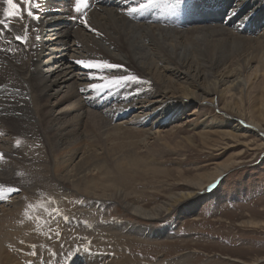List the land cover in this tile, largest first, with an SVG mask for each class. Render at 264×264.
Listing matches in <instances>:
<instances>
[{"label":"bare ground","instance_id":"obj_1","mask_svg":"<svg viewBox=\"0 0 264 264\" xmlns=\"http://www.w3.org/2000/svg\"><path fill=\"white\" fill-rule=\"evenodd\" d=\"M219 1L232 3L236 13L244 10L243 5L247 8L256 2L264 3V0ZM14 2L22 16L6 21L11 31L0 39V49H14L0 51V64L10 63L7 57L14 52H23L12 62H22V66H15L16 75L0 65V264L114 261H106V255L94 249L78 248L74 255L77 259L71 263L66 252L52 259L45 250L32 247L37 243L38 231L29 223L24 195L46 179L58 182L67 196L68 191H76L102 201H119L139 218H161L198 196L236 159L214 162L208 171L187 177L183 171L159 167L158 157L166 152L183 156L187 149L181 146L188 144L196 149V142L208 150L227 151L247 145L244 138L248 133L260 136L259 140L250 141L263 145L264 4H256L254 13L247 16L257 28L247 35L234 27L236 24L229 27L214 24L217 6L214 0H194L186 8L172 0H155L131 17L126 9L146 0H88L81 14L86 13L90 28L96 32L81 23V14L74 11L75 0H34L37 4L32 9L34 17L27 16L22 0ZM4 7L0 0V19ZM25 31L27 39L21 44L14 37H23ZM81 58L123 64L125 70H108L102 74H131L143 82L126 83L99 95L81 92L89 82H99L89 81L87 70L74 62ZM24 92L32 99L46 144L45 155H35L36 150L25 155L14 146V135L21 134L27 124L25 117L30 106L14 93ZM110 95L115 98L110 99ZM193 103L196 105L187 112L185 128L181 124L169 125ZM206 106L218 113L211 114ZM31 132L36 144L38 133ZM34 160L39 162L32 164ZM27 161L31 162L25 164L28 173L20 179L16 175L18 165ZM170 173L177 174V179L169 184L173 191L165 192L163 199L151 206L139 203V191L121 183L122 177L133 174L151 176L157 182L162 178L166 182ZM175 186L182 190L176 192ZM8 187L19 191L8 194ZM34 191L31 190L32 195ZM247 223L258 225L251 220ZM116 227L124 229L127 224L117 223ZM43 246L55 248L51 242ZM31 250L40 254L33 255ZM263 261L264 257H257L251 264Z\"/></svg>","mask_w":264,"mask_h":264},{"label":"rangeland","instance_id":"obj_2","mask_svg":"<svg viewBox=\"0 0 264 264\" xmlns=\"http://www.w3.org/2000/svg\"><path fill=\"white\" fill-rule=\"evenodd\" d=\"M188 1L184 0V8L194 0ZM214 2L217 5L214 13L215 25L221 24L223 27H229V25L236 24L234 27L238 30L242 29L243 34L249 35L251 31L255 32L253 29L256 25L251 24V18L247 16L254 13L252 10L257 8L256 4L260 2L247 8L243 5L244 10L239 9L237 13L233 12L234 7L230 5L232 3L222 4L219 0H214ZM217 11H219L218 14ZM2 18L6 19L4 13ZM10 20L6 19V21ZM242 26L247 28L243 29ZM16 55H23V52L20 54L14 52L11 57H7L11 64H0L13 75H16L17 71L15 66H22V62L12 63ZM22 60L23 63L26 61L25 56ZM14 94L30 104L27 109L28 116L25 117L27 124L22 131L20 130L21 134L14 135V145L18 144L15 145L16 148H19L25 155L35 150V155L40 153L45 155L46 149L43 147L46 144L40 132L41 126L35 116L31 97L26 92ZM91 96H95V93H91ZM109 98L114 99L115 96L110 95ZM217 103L220 107V102L217 101ZM19 104L22 106V102ZM194 105L196 104H190L186 113L169 125L181 124L185 128L187 125L185 121L189 115L187 112H191L195 108ZM206 107L211 114L214 111L218 113L217 110H212L213 107ZM262 127L264 128V123ZM31 131L38 133L39 139L36 144ZM25 132L27 134H24ZM246 135L248 136L244 139H247V145H237L227 151L219 150V148L214 151L208 150L201 143L196 142L198 144L196 149L190 148L188 144L181 146L187 149L183 156H175L172 152H166L165 156L158 157L159 167H166L171 171H183V175L187 177L208 171L214 162L229 158L236 159L233 165L211 183L214 187H205V190H201L198 196L190 199L191 201L185 202L180 207H174L164 213L161 218L159 216L154 219L139 218L132 214L133 212L127 205L119 201H102L90 195H80L76 191L72 193L68 191L67 196L63 187L57 184L58 182L50 179L40 182L37 188L29 189L31 194L25 192L24 195L30 214L29 223L36 226L38 231L37 243L34 245L38 246L40 251L45 250L44 252L52 259L66 252L68 257H71V263L77 259L74 255L78 252V248L94 249L100 255H106V261L114 260L109 264H251L254 258H263L264 143L256 145L250 140H259L260 136L256 137L250 133ZM262 140L264 142V139ZM238 151L242 153L236 156L234 153ZM45 159L47 161L48 158ZM34 161L32 164L39 162ZM30 163L27 161L18 165L16 172L18 178L23 179L27 175L28 169L25 164ZM176 166L181 169H177ZM133 175L122 177L121 183L123 186L139 191L140 200L138 202L147 206L161 201L165 192L173 191V186L170 187L169 184L172 185L177 179L176 173H170V176L166 177V182H163L162 178H159L160 182H157L154 178L151 179V176ZM118 180L115 179L116 182ZM181 188L174 187L176 192L182 190ZM31 190H35L33 195ZM134 199L136 200L135 197ZM31 216L34 219H31ZM64 217L68 219L65 221ZM249 220L258 225L253 227L247 223ZM117 223L127 224V227L118 229ZM50 242L55 244V248L49 249L43 246V243ZM33 252L40 254L37 251ZM40 260L44 261L43 258ZM59 261L63 263L61 258ZM101 262L103 263L102 259ZM259 264H264V261Z\"/></svg>","mask_w":264,"mask_h":264},{"label":"snow or ice","instance_id":"obj_3","mask_svg":"<svg viewBox=\"0 0 264 264\" xmlns=\"http://www.w3.org/2000/svg\"><path fill=\"white\" fill-rule=\"evenodd\" d=\"M6 7L3 9L4 17L6 19H12L16 17H21L22 13L20 10L19 5L14 2V0H3ZM23 4L25 5V11L27 12V16L34 17L33 8L37 6V4L34 2V0H22ZM88 0H75V6L74 11L78 14L82 13V8L87 6ZM155 0H146L145 3H140L138 6L135 7H129L126 9V14L131 17L134 14L143 11L144 9L150 7ZM172 2L176 5L182 4L183 0H172ZM38 18V17H35ZM6 19H0V25L3 27L0 28V39H3L6 32L11 31V26L9 23L6 22ZM79 19L81 23L84 24L86 28H89L91 31L96 32V29L90 28V25L88 24V21L86 19V13L81 14L79 16ZM99 35V33H97ZM14 39L21 44L26 42L27 39V31H25V35L22 37L20 35H16ZM10 44L11 41H8ZM0 51L5 52H11L14 51L12 48L7 49H0ZM77 65H80L83 69L87 70L88 73V79L89 81H99V82H89L87 84L86 88H81V92H95L97 95L104 92L105 90H110L115 87H122L126 83H141L143 82L141 78H139L136 75H120V76H108L103 75L102 73L107 72L108 70H125L126 66L120 63H112L108 60H97V59H76L74 61ZM0 158H2V154H0ZM214 187L213 185H209V188ZM19 189L8 187L7 192L8 194H11L13 192H17ZM31 207V205L29 206ZM55 211V210H53ZM65 221L68 219L67 217H64ZM56 235H59V233H56ZM33 248H35V245H32ZM33 255H35V252H33Z\"/></svg>","mask_w":264,"mask_h":264}]
</instances>
